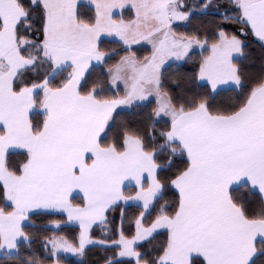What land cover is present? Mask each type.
Masks as SVG:
<instances>
[{
	"label": "snow or ice",
	"instance_id": "snow-or-ice-1",
	"mask_svg": "<svg viewBox=\"0 0 264 264\" xmlns=\"http://www.w3.org/2000/svg\"><path fill=\"white\" fill-rule=\"evenodd\" d=\"M90 249L264 264V0H0V264Z\"/></svg>",
	"mask_w": 264,
	"mask_h": 264
},
{
	"label": "trees",
	"instance_id": "trees-1",
	"mask_svg": "<svg viewBox=\"0 0 264 264\" xmlns=\"http://www.w3.org/2000/svg\"><path fill=\"white\" fill-rule=\"evenodd\" d=\"M80 7H81V11H83V12H87L89 10V6L86 5V4H80ZM124 14L126 16L128 15L127 10H125ZM181 30H185V29L182 28ZM253 56L255 57V59L257 61V64L252 66L253 68H255V67H258V62H259V59H260V54H259L258 49H254L253 50ZM246 64H247V62H246ZM189 67L190 66H185L181 71L182 72H187L189 70ZM222 99H223L224 102H227V96L226 95ZM124 115L129 120L134 119V117H132L131 115H127V114H124ZM241 193H243V189H241ZM112 215L118 221L119 210H117V212L112 214ZM73 234H74L73 231H71V230L68 231V235L70 237ZM95 235H96V237H99L101 235L99 228L95 229ZM108 255H111L110 251H101L99 249H90L89 252H88L85 264H103L105 257L108 256ZM68 259L72 261V264H78V259L77 258L69 256Z\"/></svg>",
	"mask_w": 264,
	"mask_h": 264
},
{
	"label": "crops",
	"instance_id": "crops-1",
	"mask_svg": "<svg viewBox=\"0 0 264 264\" xmlns=\"http://www.w3.org/2000/svg\"><path fill=\"white\" fill-rule=\"evenodd\" d=\"M79 4H86V5H90V0H79Z\"/></svg>",
	"mask_w": 264,
	"mask_h": 264
},
{
	"label": "rangeland",
	"instance_id": "rangeland-1",
	"mask_svg": "<svg viewBox=\"0 0 264 264\" xmlns=\"http://www.w3.org/2000/svg\"><path fill=\"white\" fill-rule=\"evenodd\" d=\"M76 258V257H75ZM78 259V258H77Z\"/></svg>",
	"mask_w": 264,
	"mask_h": 264
}]
</instances>
